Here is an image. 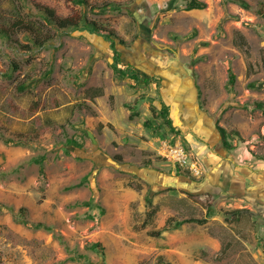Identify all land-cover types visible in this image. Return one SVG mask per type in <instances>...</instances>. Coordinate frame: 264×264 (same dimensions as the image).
Segmentation results:
<instances>
[{
  "label": "rangeland",
  "instance_id": "obj_1",
  "mask_svg": "<svg viewBox=\"0 0 264 264\" xmlns=\"http://www.w3.org/2000/svg\"><path fill=\"white\" fill-rule=\"evenodd\" d=\"M32 1L54 7L60 16L82 8L70 0ZM88 1L121 5L88 14L124 39L117 40L121 63L157 80L147 85V94L156 103H171L180 132L161 126L160 119L153 129L145 125L150 100L136 89L144 80L128 82L115 73L103 35L68 30L29 53L0 38V264H173L175 229L151 234L172 212L176 218L204 216L211 196L229 201L242 187L243 205L256 207L264 198V104L257 105L264 100V0H245L247 6L205 0L206 7L192 9L187 0ZM16 4L0 0V19L26 14L45 23L35 5L30 10L19 2V10ZM238 32L246 36L250 54L238 45ZM16 38L28 41L24 33ZM231 70L237 75L233 87ZM251 81L257 86L250 87ZM123 86L132 96L126 108L140 99L134 105L141 114L125 118L124 128L111 122L114 130H108L99 108L109 114L128 99L115 90ZM172 136L186 141L203 166L202 176H188L160 154L163 139ZM207 154L214 156L212 165L206 164ZM40 155L45 175L32 161ZM214 181L227 183L221 191L228 196L209 191ZM191 187L198 206L186 203L188 195L183 203L178 198ZM147 194L157 211L145 225ZM19 213L43 225H29ZM215 229L228 237L227 230ZM97 241L103 252L93 247Z\"/></svg>",
  "mask_w": 264,
  "mask_h": 264
},
{
  "label": "trees",
  "instance_id": "obj_2",
  "mask_svg": "<svg viewBox=\"0 0 264 264\" xmlns=\"http://www.w3.org/2000/svg\"><path fill=\"white\" fill-rule=\"evenodd\" d=\"M13 3L16 4V1L18 2L15 6L19 9H21V5L19 2L24 6V8L30 7L31 5H35L37 7V12L41 16V18L45 21L39 22L37 20L29 19L27 18L26 14H21L14 19H8L3 20L0 19V38L12 43L15 47L21 48L25 53H29L34 48H40L47 44H49L56 35L62 34L63 32H66L68 30H76V29H89L92 32H96L98 34L103 35L107 40L110 41V45L113 50V59L109 63L111 64L112 68L114 69L115 73L118 76H127L137 84L141 83L142 80H144L145 84H149L154 77H150L139 71L133 64L130 63H121V50L119 46L117 45V40H119L120 43H124V39L120 37L118 33L114 29H111L107 26L102 25L100 22H98L95 19H92L89 17V11H106L108 9H116L119 8L121 5L116 2H110L106 1L104 3H95L92 4L88 0H70L74 5H80L82 8L75 10L72 14L67 16H60L57 14L56 9L54 7L44 5L41 3H38L36 1H32L29 3V0H11ZM242 4L248 5L247 1L245 0H239ZM187 9L192 8H203L206 7V1L205 0H187ZM263 11V9H260ZM22 13V12H21ZM47 25L50 27V29L47 27ZM53 30V31H51ZM20 33H24V36L28 39L27 42H20L16 36ZM237 38L236 41L239 46L245 47L246 51L249 52L250 46L247 41V38L243 33L238 32L236 34ZM250 54V52H249ZM17 67V66H16ZM237 80V75L234 73L233 70H231L230 73V86L233 87L235 85V82ZM250 87H256L257 83L254 81H251L249 83ZM103 89H99L96 93L102 94ZM96 95H93L96 96ZM144 96V95H141ZM145 97V96H144ZM148 99L151 101V110L153 113V117L150 119H147L145 121V125L148 127H154L155 121L160 119L161 123L160 125H164L166 127L170 126V129L175 130L177 129L178 132H180L176 125L174 124L173 118L171 117V108L168 103H166L163 99L159 100V103H156V98L154 96H148ZM140 99H136L135 103L138 104ZM134 103V104H135ZM128 103L129 108H131V118H135L140 114V111L136 109L135 105ZM263 101H257L258 106H263ZM102 126L108 125L113 128L112 123L108 122L101 123ZM221 129V128H220ZM221 134L223 135L224 142L228 147H232V145L229 144L225 130L221 129ZM6 140L8 142H18L13 137H6ZM74 141V140H73ZM19 142H27L26 140L20 139ZM32 161H36L40 164V170L41 173L45 175V155H40L38 157L32 158ZM180 171L184 172L188 176H194L190 173L188 169H183L180 165H178ZM196 177V176H194ZM183 192H186L188 196L194 197V194L183 190ZM147 204L149 206V209L147 211V219L145 221V225L150 223L151 219L155 215L157 211V207L154 205L153 197L150 194L146 195ZM85 204H88V201H84ZM24 212V208L22 210ZM217 211L216 207L214 206V201H209L207 204V212L205 216L202 217H188L184 219L176 218V216H170L168 219H166V223L163 227L153 229L151 231V234L153 235H161L164 231L172 230L175 228H179L184 222L186 221H196L200 224L207 223L213 214H215ZM253 212L251 209L246 207H238L233 209H227L225 211L226 214V221H245L249 218L248 215H251ZM20 217L23 218V220L32 226H42L43 223H33L28 220L26 215L24 213H19ZM93 247L99 249L101 252L104 251V246L101 241H97L93 244ZM227 247L224 246L223 249L220 251V253L217 255V258H222L225 256L227 252Z\"/></svg>",
  "mask_w": 264,
  "mask_h": 264
},
{
  "label": "crops",
  "instance_id": "obj_3",
  "mask_svg": "<svg viewBox=\"0 0 264 264\" xmlns=\"http://www.w3.org/2000/svg\"><path fill=\"white\" fill-rule=\"evenodd\" d=\"M145 75L152 77L148 72H144ZM121 78H126L125 81L131 82V79L127 76H119ZM157 82V80L153 79ZM133 81V80H132ZM156 82L153 84V86H157ZM143 87L136 88L138 89V93L145 95V96H154L155 95L148 93L150 90L146 89L149 84H141ZM124 88V89H123ZM116 92L120 94H125L128 99H124L122 102L118 101L114 106L110 109L109 114H104L102 107L99 108L101 117L99 120L103 123L112 122L114 126L124 128L123 126V120L125 118H131V108L127 106L126 103L129 101L132 97L130 95V90L127 89V87H119ZM179 91H182V89H179ZM97 96V95H96ZM95 96V97H96ZM163 99L166 103L170 105L171 108V117L173 118L174 123L176 122L174 120L173 116V108L171 106V103L166 100L165 98H159ZM159 101V100H158ZM150 105L147 104V111H144L145 114V121L147 119H150L153 117V113L151 110V101H149ZM159 103V102H158ZM129 108V109H128ZM140 111V110H139ZM150 113V114H149ZM141 114V112H140ZM139 114V115H140ZM138 115V116H139ZM137 117V116H136ZM159 120V119H158ZM144 121V123H145ZM132 123V122H131ZM177 125V124H176ZM108 130H110V126L105 125ZM131 126V125H130ZM148 127V126H147ZM150 129H153L152 127H149ZM113 129V128H112ZM114 130V129H113ZM214 154V152H212ZM204 159H206L208 162L207 165H212L214 162V156L212 154H207ZM214 167H210L209 170L214 171ZM212 179H206L205 180V186L207 182V186H211ZM242 181H238L237 183H241ZM227 183H222L220 181H217L212 183V189L209 190L211 193H217L218 196H228V193L221 191L222 189H225V185ZM194 188H197L196 186L192 185ZM199 187V185H197ZM191 187V191L189 192L193 193V191L197 190ZM261 187L264 189V182L261 183ZM134 191L135 189H131ZM234 190V189H231ZM199 191V190H198ZM131 192V191H130ZM245 188L242 187L238 190H235V192L231 193L233 196L238 198H232V199H224L225 202L217 200V198H213L211 196V201H214V206L216 207L217 211L215 214L210 216L208 222L205 224H200L196 221H186L184 222L179 228H175V230L172 231V235L170 238L175 237L174 242V248L176 251H174L175 255L172 258L173 264H264V198L261 196L257 201V206L251 207L247 205H243L246 201L244 196ZM186 193V192H185ZM180 194L178 198L180 199V202L183 203L184 197H187L186 194ZM212 195V194H211ZM264 196V194H263ZM195 198V197H194ZM189 206H198V202L193 199V197L189 198L186 202ZM238 207H246L252 210H255L257 212H253L251 215H248L249 218L245 221H226V214L225 211L227 209H233ZM257 208V209H256ZM176 210V209H175ZM174 210V211H175ZM207 212V209H206ZM206 215V214H205ZM204 215V216H205ZM171 216V215H169ZM172 216H176L174 212H172ZM192 216H184V218H188ZM193 217H202V216H193ZM168 218V217H167ZM166 218V219H167ZM179 218V219H184ZM166 219H164L163 225L166 223ZM215 227H220L222 229H225L228 231V237L224 235V232L221 233L217 232ZM247 228L249 231L248 234L243 233L242 229ZM167 232H171V230L164 231L162 234H166ZM227 247V252L225 256L222 258H217V255L220 253V251L223 249V247ZM207 252L206 255H202V251Z\"/></svg>",
  "mask_w": 264,
  "mask_h": 264
},
{
  "label": "built area",
  "instance_id": "obj_4",
  "mask_svg": "<svg viewBox=\"0 0 264 264\" xmlns=\"http://www.w3.org/2000/svg\"><path fill=\"white\" fill-rule=\"evenodd\" d=\"M160 154L175 164L188 169L196 177L204 174L200 161L191 155L186 141L181 137L172 136L163 139Z\"/></svg>",
  "mask_w": 264,
  "mask_h": 264
},
{
  "label": "water",
  "instance_id": "obj_5",
  "mask_svg": "<svg viewBox=\"0 0 264 264\" xmlns=\"http://www.w3.org/2000/svg\"><path fill=\"white\" fill-rule=\"evenodd\" d=\"M90 136L93 138L94 141H96V138L92 132H89Z\"/></svg>",
  "mask_w": 264,
  "mask_h": 264
}]
</instances>
